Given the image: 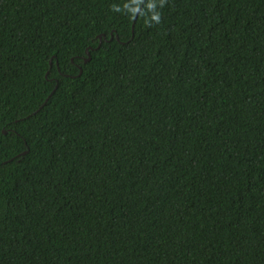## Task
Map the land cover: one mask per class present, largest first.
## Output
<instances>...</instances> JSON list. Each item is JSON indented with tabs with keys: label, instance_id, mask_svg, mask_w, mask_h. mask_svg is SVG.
Masks as SVG:
<instances>
[{
	"label": "trees",
	"instance_id": "obj_1",
	"mask_svg": "<svg viewBox=\"0 0 264 264\" xmlns=\"http://www.w3.org/2000/svg\"><path fill=\"white\" fill-rule=\"evenodd\" d=\"M0 264H264V0H0Z\"/></svg>",
	"mask_w": 264,
	"mask_h": 264
},
{
	"label": "water",
	"instance_id": "obj_2",
	"mask_svg": "<svg viewBox=\"0 0 264 264\" xmlns=\"http://www.w3.org/2000/svg\"><path fill=\"white\" fill-rule=\"evenodd\" d=\"M138 12H139V11H138ZM137 16H138V13L136 14V17H135V20H134L133 31H134V28H135V22H136ZM112 37H113V36H112ZM103 39L106 40V36H105V35L99 36V41H100V43H99V47L101 46ZM99 47H98V48H99ZM87 54H88V59L85 60V63H87V62H89V61L91 60V57H90V53H89V51H87ZM51 65H52V64H51ZM79 69H80V75H81V74H82V68L79 67ZM50 96H51V95H50ZM49 98H50V97H49ZM4 133L6 134L7 132H4ZM26 153H27V152H24L22 155H25Z\"/></svg>",
	"mask_w": 264,
	"mask_h": 264
},
{
	"label": "clouds",
	"instance_id": "obj_3",
	"mask_svg": "<svg viewBox=\"0 0 264 264\" xmlns=\"http://www.w3.org/2000/svg\"><path fill=\"white\" fill-rule=\"evenodd\" d=\"M153 19H156V20H158V16H157V17H153Z\"/></svg>",
	"mask_w": 264,
	"mask_h": 264
}]
</instances>
